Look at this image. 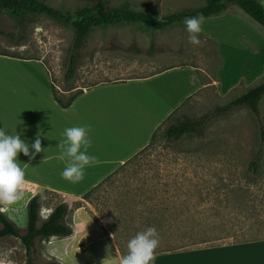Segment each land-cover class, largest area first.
<instances>
[{"label":"rangeland","instance_id":"374dc122","mask_svg":"<svg viewBox=\"0 0 264 264\" xmlns=\"http://www.w3.org/2000/svg\"><path fill=\"white\" fill-rule=\"evenodd\" d=\"M41 1L64 12L86 6L85 0ZM108 1L110 7L126 4L158 18L204 5V0ZM231 7L264 33L240 8ZM18 29L6 12H0V53L42 59L51 75L54 92L63 100L101 80L105 69L116 71L125 64L129 70L137 57L158 60L155 65L159 68L192 67L202 84L193 97L157 128L147 146L85 199L83 196L68 202L67 224L72 226L75 207L81 203L100 230L111 235L120 255L127 253L128 240L147 227H155L157 231L159 245L155 254L199 245L264 240V156L256 175L248 170L260 142L259 123L264 129V96L258 104V118L240 108L213 120L200 135L172 142L164 136L167 126L176 120L199 118L256 86L264 76L259 50L225 49V57H219L215 43L200 34H197L200 44H191L183 23L161 31H147L139 24L107 26L88 34L75 77L65 83L72 30L45 16H28L20 31L22 40L9 41L6 35H18ZM150 41L155 52L148 56ZM132 47L139 49V55ZM99 71L100 79L96 78ZM69 88L77 90L61 94ZM133 125L110 115L107 123L92 129L94 135L88 150L94 155L100 152L112 155L108 148H117L115 154H125L134 146L129 145L130 136L136 131ZM101 128V133H95ZM145 136L143 133L138 138ZM41 195V220L56 205L70 199L49 191ZM21 198L10 205L0 204V212L23 232L27 218ZM52 241L49 238L35 243L33 264L52 259L49 255L55 246ZM0 264H25L24 250L17 239H0Z\"/></svg>","mask_w":264,"mask_h":264},{"label":"crops","instance_id":"0c3cea01","mask_svg":"<svg viewBox=\"0 0 264 264\" xmlns=\"http://www.w3.org/2000/svg\"><path fill=\"white\" fill-rule=\"evenodd\" d=\"M257 1L264 8V0ZM230 8L219 16L204 19L199 34L215 43L219 57H225V49L251 52V48H255L264 63L263 31ZM131 50L136 55L139 53L137 47ZM154 52L155 47L153 51L148 49L147 54L151 56ZM157 62L137 57L129 67L133 73L125 64L116 71L105 69L101 80L79 90L81 93L71 105L63 109L53 98L51 75L42 59L0 55V128L10 135L20 134L29 144L39 133L44 149L32 160L22 153L18 156L25 172V182L19 189L24 208L31 197L43 191L80 200L147 146L157 128L201 89L202 84L192 67L159 68L155 65ZM99 77L100 71L96 78ZM76 90L69 88L61 94ZM110 115L124 123H134L136 131L129 143L134 146L125 154H115L119 149L108 148L112 155L110 152L94 155L87 149L98 162L84 169L80 182L63 179L61 172L67 158H57L61 151L57 145L65 139V128L86 127L91 142L92 129L107 123ZM101 131L102 128L95 133ZM143 133L145 138L139 139ZM73 215V234L68 238H51L55 246L49 250L50 257L59 264H119L121 255L111 235L100 230L85 208L74 210ZM155 256L154 264H264V240L199 245Z\"/></svg>","mask_w":264,"mask_h":264},{"label":"trees","instance_id":"16d2710c","mask_svg":"<svg viewBox=\"0 0 264 264\" xmlns=\"http://www.w3.org/2000/svg\"><path fill=\"white\" fill-rule=\"evenodd\" d=\"M86 6L74 9L72 12H64L53 8L41 0H0V12H6L16 23L17 34H7L9 41L18 42L22 40L21 29L28 16H45L55 22L69 27L73 32V39L69 49L67 65L63 76V82H71L76 74L80 63V51L88 34L93 29L119 24H139L147 31H161L177 24L183 23L185 17L203 15L205 19L219 16L229 7L240 8L249 18L264 30V8L257 0H204V5L187 11H179L158 18L156 16L136 11L128 5L121 7H110L108 0H85ZM149 51L154 50L153 41H150ZM138 52L137 49H133ZM0 55L9 56L3 53ZM15 57V56H11ZM20 58V57H17ZM55 102L63 109L68 108L74 98L80 94L78 91L67 100L61 99L54 90L52 91ZM264 96V76L254 87L248 89L244 94L234 98L223 106L216 107L210 113L199 118L184 117L167 126L164 136L167 141H177L185 136L202 134L213 120L226 116L233 111L246 108L255 118H258V104ZM260 142L253 159L249 163L248 170L253 175L259 171L264 156V129L259 123ZM154 138V133L151 140ZM98 187V186H97ZM95 189V188H94ZM93 189V190H94ZM88 192L83 199L90 194ZM43 192L31 197L26 204V226L21 232L15 224L0 212V239L11 237L17 239L23 247L25 264H33L31 260L32 251L36 242L49 238H68L73 230L66 222L69 212L68 202L65 199L54 207L52 212L44 219H40V204ZM81 207L78 203L75 209ZM124 254H121V257ZM42 264H59L55 259H50Z\"/></svg>","mask_w":264,"mask_h":264},{"label":"clouds","instance_id":"9594fccd","mask_svg":"<svg viewBox=\"0 0 264 264\" xmlns=\"http://www.w3.org/2000/svg\"><path fill=\"white\" fill-rule=\"evenodd\" d=\"M204 19L203 15H196L185 17L183 20L184 30L193 45L200 44L197 34L201 32ZM64 137L65 139L57 145L61 150L57 158L60 160L67 158L61 177L77 183L83 180L84 169L98 161L95 156L87 152L91 142L87 138L86 127H67L64 130ZM43 150L39 133L34 142L29 144L21 139L20 134L10 135L0 128V204L10 205L21 198L19 189L25 182V172L20 167L19 154L22 153L32 160ZM158 245L159 239L155 227H147L128 240L127 253L119 259V264H154Z\"/></svg>","mask_w":264,"mask_h":264}]
</instances>
